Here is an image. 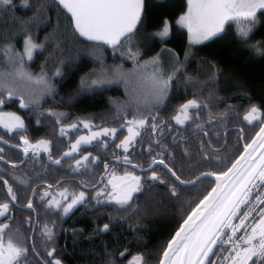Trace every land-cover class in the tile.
<instances>
[{
  "label": "trees",
  "instance_id": "1",
  "mask_svg": "<svg viewBox=\"0 0 264 264\" xmlns=\"http://www.w3.org/2000/svg\"><path fill=\"white\" fill-rule=\"evenodd\" d=\"M186 3L145 0L139 27L115 48L82 40L55 0H12L10 6L0 9V48L18 50L23 39L31 37L42 47L34 51L28 70L35 72L40 62H46L61 71L55 77L50 76L51 71L45 72L53 88L38 104L22 108L16 96L0 105V110L19 115L24 124L23 129L11 132L0 128V138L14 146L21 144V137L49 142L48 153H28L26 157L19 149L0 144V205H9L0 216V225H8L2 241L11 240L27 249L19 264H55L56 260L61 264H129L137 255H143L147 264H159L168 242L215 182L202 178L192 186H180L158 162L164 160L184 181L201 173L220 175L235 164L246 145L257 140L264 115L253 123L246 122L244 116L252 106L264 114V55L248 46L264 41V10L258 11L256 30L247 41L237 36L238 27L246 25L231 21L223 32L196 45L162 97L156 92L144 96V86L130 89L118 82L115 86L91 85L100 78L96 71L117 60L112 51H124L126 41L141 47L144 57H154L162 48L184 56L187 32L175 20ZM165 20L169 21L170 35L160 40L152 37ZM261 49L264 51V44ZM7 56L0 55V64ZM189 100H196L200 107L190 108L191 119L177 124L174 116ZM130 117L146 118V125L125 153L117 145L126 135L121 126ZM81 119L95 127L115 126L117 134L110 141L80 146L66 157L70 142L82 129L62 135L59 128ZM153 124L158 126L155 130ZM84 156H89V161L75 170V162ZM153 159L156 164H152ZM56 160L60 163L53 164ZM153 171L164 183L148 179ZM126 174L139 176L142 184L153 187L142 195L135 194L131 207L121 209L107 199L106 185L109 177ZM9 187L15 200L8 193ZM173 187L175 196L170 191ZM63 189L73 194L83 191L86 200L68 214L62 205L49 206L51 196ZM101 189L105 195L97 203L96 193ZM29 202L31 208L27 207ZM252 223L253 218L246 222L249 226ZM105 224L109 225L107 231L102 230ZM45 227L50 229L51 239Z\"/></svg>",
  "mask_w": 264,
  "mask_h": 264
},
{
  "label": "snow or ice",
  "instance_id": "2",
  "mask_svg": "<svg viewBox=\"0 0 264 264\" xmlns=\"http://www.w3.org/2000/svg\"><path fill=\"white\" fill-rule=\"evenodd\" d=\"M58 3L70 13L75 33L87 40L100 41L113 46V48L121 44L122 39L131 36L141 20L144 7V0H58ZM11 4L12 0H0V9L7 8ZM260 10H264V0H187V12L179 18L178 23L187 28L190 42L200 43L223 32L225 24L234 21L238 25H246L238 27L237 36L239 39L247 41L256 30V18ZM168 34L167 22L161 31L155 33L161 38L167 37ZM261 44H264V41H256L248 46L255 49L258 54L264 55ZM39 47L42 45L34 44L31 37L25 40L24 52L18 56L19 67L14 76L47 89L48 83L45 74L33 76L25 72L23 67L24 57L31 60L34 50ZM7 53V49H0V55L7 56ZM157 63L158 58L146 62V64L152 65ZM56 75H60L59 71ZM172 80V75L168 76L167 79H162L158 73L152 74V87L158 98L170 86ZM109 82L105 79H94L91 81V85L99 86ZM5 92L7 99H13L17 96L16 90L5 79V74H0V97H3ZM19 99L22 108H28L33 103V101L25 103L23 97H19ZM4 103L5 99L0 98V105ZM35 103L38 104V101ZM198 107L200 105L196 100H189L180 106L179 113L174 119L178 124H183L191 119L189 109ZM3 115L5 114H0V124H3V127L9 132L24 128L23 121L14 113L6 114L9 116L8 123H4ZM262 115L264 114H261L258 107L252 106L244 116V120L253 123L261 119ZM152 119L155 120L156 118L152 117ZM81 123L84 124L85 128L90 127L88 123ZM126 125L129 135L117 145V147L123 148L125 153L134 146V142L140 137L141 133L137 129L145 127L146 118L127 120ZM124 126L122 125L121 128ZM69 127L76 129L77 125L72 124ZM151 127L155 130L158 126L153 124ZM117 131L116 128H105L101 132H93L91 136H81L71 145V150L64 153V156H71L82 143H91L101 136L115 138ZM64 133L65 130L61 128V134ZM257 135L260 140H264V127L260 129ZM21 139L25 145L23 149L25 155L29 153L30 149L33 153L40 150L49 151V142L46 140L31 144L27 138L21 137ZM255 144L256 141L254 140L251 145H246L245 153H248V150ZM260 146L264 148V143ZM247 158V156H242L241 161ZM2 159L3 157L0 156V160ZM89 159V156H84L81 160H77L75 170L78 171ZM92 160L95 162V158ZM259 160L260 163L256 166H251L255 163L254 161L250 162V167L244 171L239 168L241 161H237L227 172L220 175L201 173V176L216 175L217 185L204 196L184 220L175 236L168 242L159 264H264V194L258 192L260 188H264V153L261 154ZM124 161L128 162L127 156L124 157ZM55 163L59 164L60 161L56 160ZM156 163L157 161L153 159L152 164ZM158 163L164 165L171 176L180 184H195L200 179L197 177L196 180H181L175 171L164 164V160H160ZM12 167H16V165H12ZM107 167L105 165V169ZM148 179L164 183L155 171ZM115 180L116 178L113 177V180L108 181L112 186V191L107 193V199L114 201L121 209L131 207L135 194L142 195L153 187L151 184H142L141 177L131 174L119 178V183L114 182ZM222 180L224 181L223 184L221 183ZM4 183L7 184V181ZM170 191L171 195H177L174 187ZM8 193L12 200L16 199L15 195H12L11 187L8 188ZM254 194L255 199L253 201ZM44 195H48V193L46 192ZM104 195L105 189L96 193L97 203L101 202L99 197ZM85 200L86 195L83 191L75 195L71 203L63 207L64 213L68 214L76 205ZM48 203L49 206L55 204L56 207H61L60 203L55 200ZM8 207V204L0 205V216L5 215ZM27 207L31 208L32 203L29 202ZM242 207H247L248 210L240 215ZM250 217L254 219V223L249 226L246 222ZM234 220H239V223H234ZM7 228V224L0 225V264H19L21 258L26 257L27 249L14 245L11 240L8 241L7 247L4 246L2 242L3 233ZM108 229L109 225L105 224L102 230L107 231ZM241 231L244 234L238 236L237 234ZM44 232L51 239L50 229L45 227ZM216 249H219L220 258L218 260L209 259L210 256L217 255ZM124 254V252L120 253L121 256ZM48 255L51 256L52 252H49ZM55 264H61V262L56 260ZM129 264H147V262L143 255H137L129 261Z\"/></svg>",
  "mask_w": 264,
  "mask_h": 264
},
{
  "label": "rangeland",
  "instance_id": "3",
  "mask_svg": "<svg viewBox=\"0 0 264 264\" xmlns=\"http://www.w3.org/2000/svg\"><path fill=\"white\" fill-rule=\"evenodd\" d=\"M186 12H187V3H186L185 10L182 13H180L177 16V19L175 20L176 24L179 27L185 29L186 32H187L188 50L186 51V54L184 56H181V57L180 56H176L175 51L173 49H171V48L170 49L169 48H165V49L162 48L160 50V52L156 56H154V57L153 56L152 57H144L142 55V52H141V49H142L141 47H139V46L135 47L131 43V41H126V43L123 45L124 51L120 52V48L112 51V54L114 56H117L119 59L117 58V60H114L115 62L114 61H108L109 64H110L109 67H102L100 70L96 71L97 76L100 77L99 79H105L107 81H110L109 83H105V85H108V86H115L117 82L121 83L122 85L129 86L128 88H130V89L131 88L135 89V87L141 88L142 86H144L143 92L146 91L144 93L146 95L143 94L144 96L149 95L148 92L149 93L150 92H152V93L155 92L153 87H152V82H151L152 74L153 73H158L160 78H162V79H167L168 76H170V75H172L174 77V75L180 69H182L185 66L186 60H187V56L189 55V53L193 50V48L196 45L199 44V43L190 42L189 33H188L187 28L178 23L179 18L182 15H184ZM165 22H167L168 28H169L168 36L170 35V24H169V21L165 20L164 23H163V26L159 30L152 32V34H151L152 37L157 38L158 40L166 38V37L161 38V37L155 35V33L159 32V31H161L163 29ZM229 22H231V21H229ZM229 22H227V23H229ZM226 24H225V27H226ZM225 27H224V29H225ZM218 34H220V33H218ZM27 38L23 39L20 49L16 50L13 47V48L8 50L7 54H10V56L8 55L7 58H5L2 61L3 63L0 64V74H5V79L16 90L18 99H19V97H23L25 103H29L30 101H33V103H35V101H39L41 97H43L46 94H48L52 90L53 86H52L51 83H49V82H51V79H48L47 77L46 78H47L48 88L44 89L43 86L34 85V84H32L31 82H29L27 80L18 79V78H16L14 76V73L16 72L17 68L19 67L18 56L23 54V52H24V43H25V40ZM211 38L212 37H210L209 39H211ZM209 39H207V40H209ZM204 41H206V40H203L202 42H204ZM202 42H200V43H202ZM34 44H36V43H34ZM36 45H39V44H36ZM40 48L41 47L37 48V50H39ZM162 50H167V51H162ZM33 56H34V52H33ZM33 56H32V58H33ZM132 57H135V58L133 59ZM154 58H158V63L156 65L146 64V62L151 61ZM28 61H30V60H28L27 57H24V63H23L24 71L27 72V73L32 74L33 76H38L41 73L45 74L46 71H51V73H50L51 75L50 76L51 77H55V76H58V75H56L57 71H59V73L61 72L59 70V68H57V67L53 68L51 66V65H53V63H51V64L49 63V65H48V63H46V62H44V63L40 62V64L37 65V66H39V69L38 70L35 69V72L34 71L30 72V70H28L29 68L27 67ZM177 69H178V71H177ZM101 75H103V76H101ZM102 85H104V84H102ZM166 90L160 95L161 97L165 94ZM128 92H131V90L128 89ZM149 97H151V96H149ZM0 98L6 99L7 98V93L5 92L4 96L0 97ZM19 101H20V99H19ZM179 109H180V107H179ZM179 109H178V112H177V114L175 116L178 115ZM189 111H190V109H189ZM9 113H14V112L0 110V114H5L2 117L4 123H8L9 122V116L6 115V114H9ZM14 114L19 117V115H17L16 113H14ZM19 118L22 121L21 117H19ZM132 119H134V117H130V118L125 120L123 125H125L124 127L126 129V135L123 137V139L121 141H123L124 138L129 135L128 131H127L126 121L127 120H132ZM138 119H144V118H140L139 117ZM81 122L88 123L90 125V127L89 128H85L84 124L81 123ZM175 122H176V120H175ZM72 124H76L77 125L76 129L81 128L82 131L78 134V136L73 141L70 142L69 147L66 150V152H69L71 150V145L73 143H75L76 140H78L81 136H91V134L93 132H101L105 128H108V129L116 128V129H118L115 126H113V127H106V126L95 127V126L92 125V123L90 121L81 119V120H79L77 122H72V123H68V124H65V125H61L60 128H59V134H61V128H63L65 130V133L68 132V131L74 130V129L69 127ZM0 128L5 129L3 127V124H0ZM142 129H137V130L141 132ZM5 130H7V129H5ZM16 130H21V129H16ZM112 139H114L112 136H101L97 140H101L103 142H106V141H110ZM41 140H45V139H41ZM38 141H40V140H38ZM38 141H35V142L29 141V142L31 144H36ZM94 141H96V140H93L92 142H94ZM121 141L119 142V144L121 143ZM87 144H90V143H87ZM87 144H83L82 143L80 146L87 145ZM119 148L122 151H124L123 148H121V147H119ZM256 150L251 152V154L248 156V158L245 159L242 162V164L239 166L241 171H244L245 169H248L250 167V162H252V161H254L255 163L252 164L251 166H256V165H258L260 163L259 158H260L261 154L264 153V148H262L258 153H255ZM29 153H31V154H39V153H48V151L40 150L37 153H33V151L30 149ZM113 177L116 178V180L114 182L119 183L120 182L119 178L124 177V176H112V177H109L108 181L109 180H113ZM108 181H107V185H106L107 186V191L111 192L112 191V186H111V184L108 183ZM61 193H63V195H61ZM75 195H78V194H73V193H69V192L59 191V192H55L51 197H52V200L58 201L60 203V205L65 207L68 203H71V200H72V198ZM233 222L238 224L239 220L236 221V222L234 220ZM3 244H4L5 247H7L8 243H4L3 242ZM218 257H219V252L217 253V255H213V257H211L210 259L211 260H216Z\"/></svg>",
  "mask_w": 264,
  "mask_h": 264
},
{
  "label": "water",
  "instance_id": "4",
  "mask_svg": "<svg viewBox=\"0 0 264 264\" xmlns=\"http://www.w3.org/2000/svg\"><path fill=\"white\" fill-rule=\"evenodd\" d=\"M55 2L60 6V8L69 16V18L71 19V15H70V13H68L67 12V10L66 9H64L59 3H58V0H55ZM144 10H145V0H144V7H143V10H142V15H141V20H142V17H143V14H144ZM141 20L138 22V24H137V26H136V29L139 27V25H140V23H141ZM71 22H72V20H71ZM72 26H73V23H72ZM74 28V27H73ZM135 29V30H136ZM134 30V31H135ZM77 35L82 39V40H84V41H87V42H94V43H99V44H102V45H104V46H106L107 48H113V46H111V45H108V44H105V43H103V42H100V41H90V40H87L85 37H82V36H80L78 33H77ZM124 39H122V41H123ZM118 46V45H117ZM262 127H264V123L262 124ZM262 143H264V140H260L259 139V137L257 138V140H256V144L252 147V148H250L249 150H248V153H245V151L243 152V154L238 158V160L237 161H241V157L242 156H249L250 154H251V152H253V151H255L256 149V152L255 153H258L261 149H262V147L260 146ZM0 144H2V145H5V146H8V147H13V148H16V149H19L22 153H23V156L24 157H26V155H25V153H24V151H23V149H24V142H23V140L21 141V144L19 145V146H14V145H11L10 143H8L7 141H5V140H3L2 138H0ZM236 161V162H237ZM244 161V160H243ZM243 161H241V163H240V165L242 164V162ZM235 162V163H236ZM53 164H56L55 162H53ZM239 165V166H240ZM152 167H153V165H152ZM149 169H151V167L149 168ZM197 177H200V179H202V178H209V179H211V180H213L214 182H215V185H214V187H216V185H217V180H216V175H212V176H201V175H199V176H197ZM196 177V178H197ZM173 178V177H172ZM196 178L195 179H193V180H196ZM174 179V178H173ZM199 179V180H200ZM175 180V179H174ZM176 181V180H175ZM177 182V181H176ZM180 186H183V187H189V186H192V185H194V184H180L179 182H177ZM221 183L223 184L224 183V181L222 180L221 181ZM5 184V183H4ZM5 186H6V184H5ZM213 187V188H214ZM183 224V223H182Z\"/></svg>",
  "mask_w": 264,
  "mask_h": 264
},
{
  "label": "flooded vegetation",
  "instance_id": "5",
  "mask_svg": "<svg viewBox=\"0 0 264 264\" xmlns=\"http://www.w3.org/2000/svg\"><path fill=\"white\" fill-rule=\"evenodd\" d=\"M59 191H61V190H58V191H56V192H59ZM63 192H66V191L63 189ZM258 192L264 194V188H260V189L258 190ZM252 199H253V201H254V199H255V194L253 195ZM244 209H245L246 211L248 210L247 207H242L240 215L242 214V212H243ZM257 210H258V209H257ZM253 215H254V214H253ZM250 219H251V217L249 218V220H250ZM215 251H216L217 253L219 252L218 249H216ZM211 257H213V256H210L209 259H210Z\"/></svg>",
  "mask_w": 264,
  "mask_h": 264
},
{
  "label": "bare ground",
  "instance_id": "6",
  "mask_svg": "<svg viewBox=\"0 0 264 264\" xmlns=\"http://www.w3.org/2000/svg\"><path fill=\"white\" fill-rule=\"evenodd\" d=\"M158 139V138H157ZM162 145V144H161ZM152 149V148H151Z\"/></svg>",
  "mask_w": 264,
  "mask_h": 264
}]
</instances>
